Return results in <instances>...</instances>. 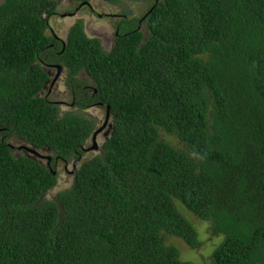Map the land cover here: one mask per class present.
Returning <instances> with one entry per match:
<instances>
[{
    "label": "trees",
    "instance_id": "1",
    "mask_svg": "<svg viewBox=\"0 0 264 264\" xmlns=\"http://www.w3.org/2000/svg\"><path fill=\"white\" fill-rule=\"evenodd\" d=\"M149 1L145 29L124 18L111 50L77 21L59 56L58 0L0 3V133L52 159L0 137V264H193L167 239L202 245L175 199L224 235L212 264H264V0ZM52 55L109 107L101 153L84 149L94 117L39 94ZM82 157L46 198L56 159Z\"/></svg>",
    "mask_w": 264,
    "mask_h": 264
},
{
    "label": "rangeland",
    "instance_id": "2",
    "mask_svg": "<svg viewBox=\"0 0 264 264\" xmlns=\"http://www.w3.org/2000/svg\"><path fill=\"white\" fill-rule=\"evenodd\" d=\"M3 0H0V3ZM94 7L100 13H112V12H121L124 9H127L130 14L134 17L139 18L143 13L148 9L150 5L149 0H124L120 5H112L106 1L102 0H93ZM72 5H69L68 0H61L58 4L57 11L63 12L65 9L70 8ZM76 20H82L85 22V29L89 36H97L100 38L102 47L105 50H111L114 45V21L110 17H99L93 15L87 9H84L74 18L61 16L60 14L54 15L51 20V26L60 34L61 36H66L70 26ZM145 29V25L142 26ZM80 111V110H77ZM88 116H92L96 119L95 128H98L101 124L99 121L101 118H104L105 111L103 108H90L85 112ZM165 137L170 140L172 143L181 145L178 140L170 135L165 134ZM106 136L100 135L97 137L99 144L98 149H89L86 152L87 156L95 155L102 152V143ZM11 141L17 143L16 138H12ZM92 140L89 141L87 146H92ZM19 151V150H18ZM17 154V152H13ZM47 154V153H45ZM73 160L69 161L67 169H65L63 163L58 164V183L54 186L47 194L46 198L54 197L57 192L63 188H66L72 184L73 174L71 170L73 169ZM175 204L178 210L192 223L195 227L198 235V239L202 241V245L197 248H193L188 245L182 239L175 236H168V242L174 243L179 252L180 256L184 260H190L193 264H212L211 254L215 247H217L223 240L224 235L222 233L214 234L211 230V224L209 221L204 220L196 216L192 211H190L181 201L175 199Z\"/></svg>",
    "mask_w": 264,
    "mask_h": 264
},
{
    "label": "flooded vegetation",
    "instance_id": "3",
    "mask_svg": "<svg viewBox=\"0 0 264 264\" xmlns=\"http://www.w3.org/2000/svg\"><path fill=\"white\" fill-rule=\"evenodd\" d=\"M61 0H58V4ZM69 5H72L70 8L65 9L63 12H58L56 11V13L54 15L60 14L61 16H65V17H72L74 18L75 16L78 15V13H80L81 11H83L84 9H87V11H89L90 13H92L93 15H97L99 17H110L114 22V28H115V34H114V45L116 43L117 40V36H119L120 32V23L123 22L122 20L124 18H129V17H134L131 14L126 15L123 11L121 12H112V13H100L96 10V8L94 7L93 1H88V3L82 2V3H77L74 0H68ZM151 9H147L143 15H141L138 19V24L137 26L139 28H141L143 30V25L145 23V17L146 14L150 11ZM53 15V16H54ZM137 18V17H135ZM51 20V19H50ZM50 20L48 21V33L53 35L55 37L56 42H58L61 50H56V55H62V53L64 52V48L66 46V38L67 35L61 36L60 34H58V32L51 26ZM77 21H82V20H76L74 21V23H76ZM83 24H85L84 21H82ZM73 23V24H74ZM72 24V25H73ZM71 25V26H72ZM70 26V28H71ZM69 28V30H70ZM85 28V25H84ZM68 30V32H69ZM86 31V29H85ZM67 32V34H68ZM87 33V32H86ZM92 37H97V36H92ZM99 38V37H97ZM100 40V38H99ZM102 44V43H101ZM54 46V44H52ZM113 45V47H114ZM58 59L55 58V56L52 55L51 59H48V61H46L45 64L42 63L43 69L45 70L46 73V79L43 83V87L39 90V94L41 96H43L48 103L52 104L53 106H56L59 108V112L61 114H63L64 112L68 111V110H80L82 112H87L90 108H98L101 107L102 108V104L101 103H96L93 101H89L88 95L91 94V90L92 88L94 89V91H96V88H94L93 85V80L92 78L85 72V71H80L78 74L75 75H70L69 73V69L67 68V66L64 63H60L57 61ZM93 96V94H91ZM85 99V100H83ZM86 102L87 103V108H80V103ZM101 122L100 126H103L102 131H100L97 135H104L107 137L106 131L108 132V129L110 128V124H111V115L109 117H107V113H104V118H101L99 120ZM96 125V124H95ZM97 129V128H95ZM94 129V130H95ZM110 133V131H109ZM0 137L1 138H7V140L9 141V144L12 148V152H17V154H15L16 156H21V155H28V156H32L38 160H42L47 162V164H50V162H52L51 160V156L46 155L45 154V150L43 148H39V149H35L33 148L35 151H31L28 149V144L22 143V140L20 138H18L15 134L11 135L8 137V134H2L0 133ZM16 138L17 139V143H14L13 141H11L12 138ZM96 137V139H97ZM92 143L94 144L93 139ZM90 141V140H89ZM89 141L87 143V145L89 144ZM98 143V141H97ZM92 144V145H93ZM28 147H27V146ZM84 147L85 149V153L88 151V148L91 146H87ZM19 150V151H18ZM47 158V159H46ZM83 159V157L81 159H77L75 161H73V169L74 171H72V173H74L77 169V165L81 162V160ZM63 163L65 169H67L68 163L69 161H65L62 159L57 158L56 162H55V166L58 169V164L59 163Z\"/></svg>",
    "mask_w": 264,
    "mask_h": 264
},
{
    "label": "water",
    "instance_id": "4",
    "mask_svg": "<svg viewBox=\"0 0 264 264\" xmlns=\"http://www.w3.org/2000/svg\"><path fill=\"white\" fill-rule=\"evenodd\" d=\"M87 3H88V1H86ZM110 116V110H109V107H108V110H107V117H109ZM111 126H112V123L110 124V128L108 129V132L106 131V134H107V136L109 135V131H111ZM102 128H103V126H101V127H98L97 129H95L94 130V132H93V134H92V139H93V141H94V144L91 146V147H89L88 148V150L89 149H98L99 148V144L97 143V139H96V137H97V135H98V133L100 132V131H102ZM27 146V145H26ZM28 147V146H27ZM28 149L29 150H31V151H35L33 148H31V147H28ZM72 171H74V170H72ZM55 173V172H54Z\"/></svg>",
    "mask_w": 264,
    "mask_h": 264
}]
</instances>
